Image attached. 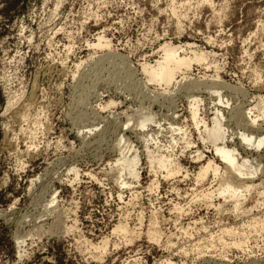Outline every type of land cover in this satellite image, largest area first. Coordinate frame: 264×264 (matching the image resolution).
Returning a JSON list of instances; mask_svg holds the SVG:
<instances>
[{
	"label": "rangeland",
	"instance_id": "374dc122",
	"mask_svg": "<svg viewBox=\"0 0 264 264\" xmlns=\"http://www.w3.org/2000/svg\"><path fill=\"white\" fill-rule=\"evenodd\" d=\"M166 45L185 58L205 55L176 75L181 85L142 74ZM203 79L231 87L218 90L222 104L209 82L186 90ZM195 95L198 118L210 126L221 110L234 143L242 132L235 114L258 101L252 117L264 130V0H0V264H264V232L247 227L264 215L254 193L247 214L200 197L214 186L209 175L196 181L200 167L222 164L191 119ZM142 110L160 124L157 141L145 143L134 128ZM158 132L156 124L144 130ZM120 134L139 157L130 184L114 179ZM145 145L170 154L180 171L152 172ZM125 222L139 233L131 243L113 234ZM149 222L158 241L145 234ZM227 228L243 234L220 242ZM237 240L243 247L232 246Z\"/></svg>",
	"mask_w": 264,
	"mask_h": 264
},
{
	"label": "bare ground",
	"instance_id": "6f19581e",
	"mask_svg": "<svg viewBox=\"0 0 264 264\" xmlns=\"http://www.w3.org/2000/svg\"><path fill=\"white\" fill-rule=\"evenodd\" d=\"M96 46H100V43L98 42ZM204 60V54L198 55L194 53L191 58H185L178 54V48H173L166 45L162 49V56L154 65L142 66V74L147 79V81L152 82L153 84L163 85L165 87L171 84L178 86L181 84L180 81L177 82L176 75L182 70L189 69L193 62L201 63ZM209 80L203 79L202 81H192L189 84L192 88L187 87L186 90L198 89L196 88L197 85L204 86L207 82H209L211 86L208 85L209 87H206L208 89V93L210 96L211 94H214L217 98H219V104H222V102H220V92L218 90H221L222 88L231 89V87L228 85L226 86L222 82L218 83V81L216 82L215 79L212 81ZM188 95L190 96L191 94L188 93ZM196 96L197 95L191 96L190 98L194 102L190 109L191 119L194 122L197 131L199 132L202 143L209 144L212 147L214 155L222 164L221 167H218L212 161H207L205 165L200 167L196 176V181L202 182L206 180L209 175L212 176L211 184L214 183V186L209 183L211 188H209L210 186L207 187V192L204 191L205 193L200 197L204 200H209L213 197H216L222 202L221 204H218V208H222L223 205L229 203L232 213L247 214L250 211L245 210L243 204L247 198L254 193L256 197L255 204L261 206L262 209H264V130H259L255 127L257 119L252 117V111L260 108L261 101H258L254 106L250 105V107L246 110H238L235 114V122L238 124L242 132L238 130V133H234V135H237L236 138L238 140V143H234V136H232L233 133H229L226 128H224V116H222L221 110L215 109L210 126H208L202 119L198 118L196 104L200 98H198L199 96ZM226 104H228V102H226ZM168 107L169 105L167 108ZM170 109L169 111H171ZM259 117L264 118V111H262V113L257 116V118ZM150 124H156L158 126L159 132L157 135L151 133L146 135V133H144V130H146ZM134 128L137 129L138 132L140 131V133H138L139 138L145 143L149 140L157 141L158 135L162 133L160 124L155 120V117L149 112H143V110L137 114ZM200 128H202V130H200ZM169 130L172 132L179 131L178 128H169ZM181 140L186 146L190 144L189 138L184 133L182 134ZM171 142L174 143L172 137ZM116 147L118 155L114 163V168L116 170L114 174L115 182L119 183V181L123 178V175H126L128 177L127 184H130L131 179H135L138 176L137 166L139 163V157L136 153L129 155V152L132 150L133 146L130 140L121 136V134ZM260 149L263 151L261 153H257ZM145 150L146 162L152 172L156 173L163 169L166 171L167 176H172L173 174L180 171L179 166L177 163H175L170 154H154L153 151L148 150L147 145H145ZM239 151H249L251 156L245 155L244 157H241ZM252 152H256L255 157L252 156ZM201 158L202 155L199 153L197 155V159ZM54 201L55 196H52V199L48 202L49 206L54 204ZM47 207L48 206L46 205L44 209L45 212H52L54 210L53 208L49 207L48 209ZM250 210H252V208H250ZM149 223L150 224H148L149 226L147 227L145 234L148 239L152 241H158L162 234H160L159 229L154 222ZM57 225H59V223H57ZM59 227L60 230L63 231H74V225L68 226L66 229L65 226L59 225ZM247 227L253 229L254 232H264V215L252 218ZM37 229L38 226L35 231H37ZM39 231H37V234L40 233ZM240 233L243 234V229L227 228L223 230L218 240L222 242L223 236L232 237L236 236L235 234ZM113 234L118 236L120 235L126 240L125 242L129 243L133 242V240L139 235V233L137 235L135 231H132L127 226L126 222L118 223L113 229ZM248 234H250V232H248ZM16 240V242H19L22 240V238L16 236ZM106 244L107 242L103 241L100 245L91 248L95 251L96 257L94 258L99 259L101 254L105 253ZM232 246L241 248L243 247V241H234ZM246 250H248V248H246Z\"/></svg>",
	"mask_w": 264,
	"mask_h": 264
}]
</instances>
